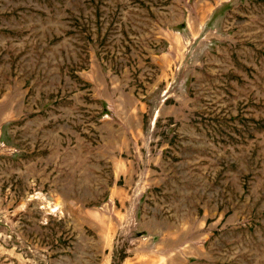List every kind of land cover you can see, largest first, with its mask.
Returning a JSON list of instances; mask_svg holds the SVG:
<instances>
[{
    "label": "rangeland",
    "instance_id": "1",
    "mask_svg": "<svg viewBox=\"0 0 264 264\" xmlns=\"http://www.w3.org/2000/svg\"><path fill=\"white\" fill-rule=\"evenodd\" d=\"M0 264H264V0H0Z\"/></svg>",
    "mask_w": 264,
    "mask_h": 264
}]
</instances>
